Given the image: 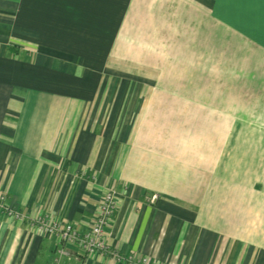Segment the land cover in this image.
Segmentation results:
<instances>
[{"label":"crops","instance_id":"0c3cea01","mask_svg":"<svg viewBox=\"0 0 264 264\" xmlns=\"http://www.w3.org/2000/svg\"><path fill=\"white\" fill-rule=\"evenodd\" d=\"M109 189L113 253L61 264H264V0H0L7 205L86 228ZM55 246L0 212V264Z\"/></svg>","mask_w":264,"mask_h":264},{"label":"built area","instance_id":"2783aa9c","mask_svg":"<svg viewBox=\"0 0 264 264\" xmlns=\"http://www.w3.org/2000/svg\"><path fill=\"white\" fill-rule=\"evenodd\" d=\"M154 199V198H153ZM6 196L0 190V212L13 216L17 219L27 217L28 226L32 230L52 236L55 240V254L53 264H61L60 258L67 259L77 256H90L95 253L110 254L113 253L105 241L104 234L109 220L117 206V194L114 190L104 192L101 201L98 204L93 223L84 228L73 222H60L50 218L46 214L24 215L19 209L12 208L6 203ZM75 248V254L70 249ZM135 264H160L158 261L151 262L144 256Z\"/></svg>","mask_w":264,"mask_h":264},{"label":"rangeland","instance_id":"374dc122","mask_svg":"<svg viewBox=\"0 0 264 264\" xmlns=\"http://www.w3.org/2000/svg\"><path fill=\"white\" fill-rule=\"evenodd\" d=\"M153 198L156 199V195H152L151 199L154 200Z\"/></svg>","mask_w":264,"mask_h":264}]
</instances>
